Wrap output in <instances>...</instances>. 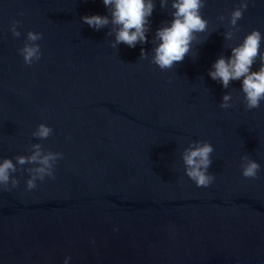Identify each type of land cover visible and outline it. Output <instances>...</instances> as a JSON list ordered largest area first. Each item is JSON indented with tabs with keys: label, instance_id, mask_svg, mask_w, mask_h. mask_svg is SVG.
Segmentation results:
<instances>
[{
	"label": "water",
	"instance_id": "1",
	"mask_svg": "<svg viewBox=\"0 0 264 264\" xmlns=\"http://www.w3.org/2000/svg\"><path fill=\"white\" fill-rule=\"evenodd\" d=\"M155 3L149 42L113 48L110 25L81 20L108 15L103 0H0V159L33 143L63 153L54 179L29 190L23 171L0 187V264H264V101L247 110L241 81L225 89L208 75L229 44L264 34V0H249L233 41L223 32L239 0H206L207 33L167 70L151 63V39L173 9ZM28 30L43 33L31 66L18 52ZM228 91L241 99L221 108ZM42 122L53 134L38 140ZM194 140L214 147L208 187L184 172ZM244 154L261 165L256 179L241 175Z\"/></svg>",
	"mask_w": 264,
	"mask_h": 264
},
{
	"label": "clouds",
	"instance_id": "2",
	"mask_svg": "<svg viewBox=\"0 0 264 264\" xmlns=\"http://www.w3.org/2000/svg\"><path fill=\"white\" fill-rule=\"evenodd\" d=\"M161 9L169 6V0H159ZM108 15L92 14L84 15L81 20L95 30L109 27L108 36H114L110 41L113 48L121 43L134 48L137 44L148 43L151 31V17L156 7L155 0H103ZM206 0H171V21L162 22L155 30L151 39L153 45L151 63L161 70L173 68L177 63L183 62L191 52L194 41L199 40L200 33H207L209 21L202 15V9ZM249 6V0H239L227 18V30L223 32L224 39L233 41L240 32L238 23L243 18L244 12ZM23 15V12L20 13ZM225 20V16L218 18ZM22 22L13 19L10 31L14 37L21 36ZM43 39V33L28 30L23 45L18 52L23 57L26 65L31 66L40 61L43 53L38 41ZM264 34L259 29H252L239 43L229 44L231 55H219L208 70L212 80L218 81L223 88L228 89L232 81H241L240 91L243 94V103L247 110L259 108L264 101V51H261V41ZM140 58L148 59L149 53L141 47ZM259 63L258 70L253 71V65ZM241 97H233L228 91L222 96L220 107L229 108L235 105ZM53 134V128L46 123H40L32 132V136L38 140H45ZM28 155H16L15 163L12 158L0 159V187L7 188L9 184L16 187L18 178L13 175L26 171L29 177L26 180L27 189L37 186V180L43 181L45 177L55 178V165L63 158L60 151L47 149L42 143H33L29 146ZM213 145L207 140L189 141L181 153L186 176L197 187H208L215 179L209 172L213 161L211 154ZM32 165L22 169L19 166ZM241 175L244 178L256 179L261 165L249 155L241 156ZM71 257L64 258V264H68Z\"/></svg>",
	"mask_w": 264,
	"mask_h": 264
}]
</instances>
